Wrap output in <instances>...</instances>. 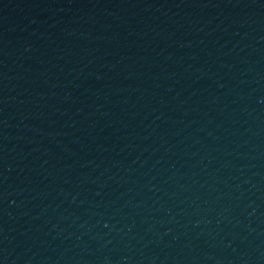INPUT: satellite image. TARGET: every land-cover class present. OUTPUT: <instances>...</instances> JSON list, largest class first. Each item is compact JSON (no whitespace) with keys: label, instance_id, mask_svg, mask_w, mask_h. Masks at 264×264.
<instances>
[{"label":"water","instance_id":"obj_1","mask_svg":"<svg viewBox=\"0 0 264 264\" xmlns=\"http://www.w3.org/2000/svg\"><path fill=\"white\" fill-rule=\"evenodd\" d=\"M0 264H264V0H0Z\"/></svg>","mask_w":264,"mask_h":264}]
</instances>
